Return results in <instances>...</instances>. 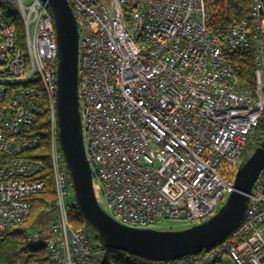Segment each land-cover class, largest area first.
<instances>
[{
	"label": "built area",
	"instance_id": "built-area-1",
	"mask_svg": "<svg viewBox=\"0 0 264 264\" xmlns=\"http://www.w3.org/2000/svg\"><path fill=\"white\" fill-rule=\"evenodd\" d=\"M77 22L78 104L94 195L122 226L193 225L216 215L234 191L243 152L264 114V2L222 35L209 28L215 0H67ZM129 5V6H128ZM129 8V11L127 10ZM22 24L23 45L18 44ZM43 0H0V235L20 231L46 189L31 127L45 112L57 215L22 246L52 264H95L106 252L74 230V200L60 147L58 46ZM254 49V83L231 57ZM230 238L178 264H264V169Z\"/></svg>",
	"mask_w": 264,
	"mask_h": 264
},
{
	"label": "water",
	"instance_id": "water-1",
	"mask_svg": "<svg viewBox=\"0 0 264 264\" xmlns=\"http://www.w3.org/2000/svg\"><path fill=\"white\" fill-rule=\"evenodd\" d=\"M52 12L58 46L57 116L61 151L74 190L75 208L87 228L98 234L102 249L129 253L149 262H174L227 238L243 220L249 195L264 169V138L235 175L234 191L216 215L185 230L134 229L111 219L94 195V174L87 160L78 104L77 22L67 0H43ZM264 2V0H263Z\"/></svg>",
	"mask_w": 264,
	"mask_h": 264
},
{
	"label": "trees",
	"instance_id": "trees-1",
	"mask_svg": "<svg viewBox=\"0 0 264 264\" xmlns=\"http://www.w3.org/2000/svg\"><path fill=\"white\" fill-rule=\"evenodd\" d=\"M129 6V5H128ZM251 0H215L213 10L215 14L211 17L209 22V28H212L217 35H222L229 30L234 22L251 19ZM128 7V11H129ZM18 28V44L23 45V31L22 24L16 22ZM254 49L251 47L247 51L242 53H236L231 57L232 67L235 75L238 77L240 83L244 86L253 85L254 83ZM38 121L31 127V132L35 136H39L41 140L40 146L35 149H31L25 152L23 155L27 159H35L42 162L45 165V169L41 174H38L37 179H44L46 183V189L43 193L32 197L33 205L31 213L22 225L20 231L15 229H9L5 233L0 235V264H52L46 252L43 248L25 249L22 244L26 236V232L29 226H32L37 220L42 222V227L39 230H43L49 226L55 220L56 207H55V186L53 185V177L51 175L50 163H49V128L48 119L45 112H42ZM258 137L254 147L260 145L264 138V114L262 121L257 128ZM248 149V144L243 152L242 161H244L245 152ZM9 161V157L0 154V164L5 165ZM69 221L74 229L88 228L83 220L78 209L74 207V204L69 205ZM44 217V218H43ZM41 218H43L41 220ZM48 220L49 223L44 224V221ZM32 231V230H31ZM99 243L98 237L95 238ZM100 244V243H99ZM95 264H178V260L174 262H149L143 258L130 255L129 253H123L120 251H112L109 248L106 252L98 257H95Z\"/></svg>",
	"mask_w": 264,
	"mask_h": 264
},
{
	"label": "rangeland",
	"instance_id": "rangeland-1",
	"mask_svg": "<svg viewBox=\"0 0 264 264\" xmlns=\"http://www.w3.org/2000/svg\"><path fill=\"white\" fill-rule=\"evenodd\" d=\"M258 131L254 134V135H252L251 136V138L249 139V141H248V149L246 150V152H245V157H244V161L245 160H247V159H249L251 156H252V153L255 151V149L257 148V147H254L253 145L254 144H256V140H257V137H258ZM226 200H227V198L225 199V200H223L222 202V204L220 205V207H219V209L226 203ZM71 203L72 204H74V207H75V205H76V202H75V198H74V200H72L71 201ZM219 211V210H218ZM56 215H57V213H56ZM212 216H214V215H211V217ZM56 217V216H55ZM44 218V217H43ZM43 218H41V220L43 219ZM210 218V217H209ZM209 218H207V220L209 219ZM207 220H203L202 222H205V221H207ZM202 222H199V223H202ZM46 223H49V221L48 220H46V221H44V224H46ZM196 224H198V223H196ZM195 224H193V225H188L187 223H185V222H179V221H174L173 223H170V224H168L167 226H164V227H162L161 229H165V230H185V228H189V227H191V226H194ZM43 225H42V222H40V220H37V223L35 222L34 224H32V226H29L28 227V229L29 230H27V232L28 231H31V232H33V231H36V230H39V228L40 227H42ZM22 228V227H21ZM74 229V228H73ZM160 229V230H161ZM74 230H77V229H74ZM88 232L90 233V240H91V243H97L98 241L95 239L96 237H98V234L95 232V231H93L92 229H89L88 228ZM98 240H99V238H98ZM44 250V249H43ZM45 251V250H44Z\"/></svg>",
	"mask_w": 264,
	"mask_h": 264
},
{
	"label": "bare ground",
	"instance_id": "bare-ground-1",
	"mask_svg": "<svg viewBox=\"0 0 264 264\" xmlns=\"http://www.w3.org/2000/svg\"><path fill=\"white\" fill-rule=\"evenodd\" d=\"M257 147H258V146H257ZM242 162H243V161H242ZM239 170H240V169H239ZM240 223H241V222H240ZM240 223H239V224H240ZM239 224H238V226H239ZM234 230H235V229H234ZM234 230H233V231H234ZM233 231H232V232H233ZM232 232H231V233H232ZM230 236H231V234L228 235L226 239L220 241V243L223 242V241H225V240H227L228 238H230ZM220 243H218V244H220ZM218 244H215V245H218ZM191 255H197V254H191ZM186 256H188V255H186ZM184 258H185V257H184ZM182 259H183V258H182ZM180 260H181V259H180Z\"/></svg>",
	"mask_w": 264,
	"mask_h": 264
}]
</instances>
